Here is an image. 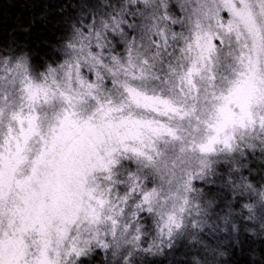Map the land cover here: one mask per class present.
Instances as JSON below:
<instances>
[{
  "label": "snow or ice",
  "instance_id": "obj_1",
  "mask_svg": "<svg viewBox=\"0 0 264 264\" xmlns=\"http://www.w3.org/2000/svg\"><path fill=\"white\" fill-rule=\"evenodd\" d=\"M25 7L0 28V264H264V0Z\"/></svg>",
  "mask_w": 264,
  "mask_h": 264
},
{
  "label": "trees",
  "instance_id": "obj_2",
  "mask_svg": "<svg viewBox=\"0 0 264 264\" xmlns=\"http://www.w3.org/2000/svg\"><path fill=\"white\" fill-rule=\"evenodd\" d=\"M30 2L31 0H3L4 6L0 7V28L11 31L13 27L21 23L26 24L30 19L31 9L25 7V4ZM177 259H184V257L177 253ZM237 259L243 261L245 257L238 256Z\"/></svg>",
  "mask_w": 264,
  "mask_h": 264
}]
</instances>
